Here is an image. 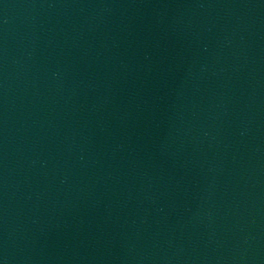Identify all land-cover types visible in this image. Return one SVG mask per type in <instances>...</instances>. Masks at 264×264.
Listing matches in <instances>:
<instances>
[{
    "label": "water",
    "instance_id": "water-1",
    "mask_svg": "<svg viewBox=\"0 0 264 264\" xmlns=\"http://www.w3.org/2000/svg\"><path fill=\"white\" fill-rule=\"evenodd\" d=\"M0 264H264V0H0Z\"/></svg>",
    "mask_w": 264,
    "mask_h": 264
}]
</instances>
